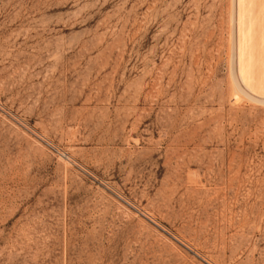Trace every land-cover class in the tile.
I'll use <instances>...</instances> for the list:
<instances>
[{
  "label": "rangeland",
  "instance_id": "rangeland-1",
  "mask_svg": "<svg viewBox=\"0 0 264 264\" xmlns=\"http://www.w3.org/2000/svg\"><path fill=\"white\" fill-rule=\"evenodd\" d=\"M250 1L0 0V264H264Z\"/></svg>",
  "mask_w": 264,
  "mask_h": 264
},
{
  "label": "bare ground",
  "instance_id": "bare-ground-1",
  "mask_svg": "<svg viewBox=\"0 0 264 264\" xmlns=\"http://www.w3.org/2000/svg\"><path fill=\"white\" fill-rule=\"evenodd\" d=\"M246 4L249 5L244 7L241 19V70L245 80L253 82L254 87L263 89L264 92V15L261 9L263 6L252 0ZM259 64L263 65L261 72Z\"/></svg>",
  "mask_w": 264,
  "mask_h": 264
}]
</instances>
